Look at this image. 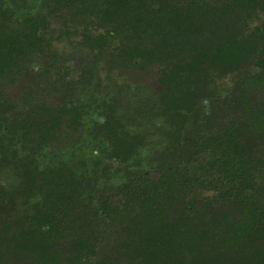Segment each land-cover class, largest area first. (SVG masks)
Here are the masks:
<instances>
[{"label": "trees", "instance_id": "16d2710c", "mask_svg": "<svg viewBox=\"0 0 264 264\" xmlns=\"http://www.w3.org/2000/svg\"><path fill=\"white\" fill-rule=\"evenodd\" d=\"M35 2L0 0V264H264V0Z\"/></svg>", "mask_w": 264, "mask_h": 264}, {"label": "rangeland", "instance_id": "374dc122", "mask_svg": "<svg viewBox=\"0 0 264 264\" xmlns=\"http://www.w3.org/2000/svg\"><path fill=\"white\" fill-rule=\"evenodd\" d=\"M44 1L45 0H33V2H35V8L42 13L46 12V7H45ZM63 19H65V18H63ZM62 20L55 18V17L50 19L51 31H50V34L48 36V40H49L48 42H51V43H50V46L46 49V51L43 52L42 59H41L43 62H40V64H45V62H47L48 60L56 59L55 54L58 57V59H57L58 63H56V66H60L61 63L69 65V63H72V61H74V63L76 64V61H78L76 59V57L73 56V53H72L73 47L76 45L77 37L75 35L72 36V35H65L64 34L65 33L64 28H63L64 22ZM70 33L74 34L73 31H70ZM72 65H73V63H72ZM157 73L158 72L155 70L151 75H149V78H147L145 81H147L150 84L153 81H156L157 77H158ZM37 82L38 81L33 82V80L25 78V77L18 78L16 80V82H14L13 85L8 87V97H10L12 99L19 98L21 96V94L22 95L24 94V92L20 91L21 88H23L24 86H26L28 84L37 83ZM143 86L148 87L145 83H143ZM60 94H59V96L61 97ZM63 94H62V96H63ZM62 130L63 131L60 132L61 133V135H60L61 136V142L59 141V144H57L56 147H54V149H53V147H52V149H50V151L54 152V154H56L58 152L66 151L65 148H68V146H69L67 139H66L68 131L66 129H62ZM65 141H66V143H65Z\"/></svg>", "mask_w": 264, "mask_h": 264}]
</instances>
